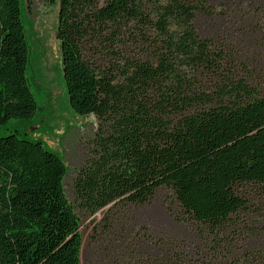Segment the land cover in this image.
I'll return each mask as SVG.
<instances>
[{
    "label": "trees",
    "instance_id": "obj_1",
    "mask_svg": "<svg viewBox=\"0 0 264 264\" xmlns=\"http://www.w3.org/2000/svg\"><path fill=\"white\" fill-rule=\"evenodd\" d=\"M25 1L30 13L35 0ZM45 1H59L71 107L99 123L96 154L74 179L80 210L146 203L168 186L200 236L222 240L248 207L237 186L264 190V71L255 74L249 54L194 24L198 13L223 10L209 0ZM127 28L150 35L151 47H116ZM29 54L22 0H0V126L28 121L22 135L0 137V264H82L68 165L26 132L38 119Z\"/></svg>",
    "mask_w": 264,
    "mask_h": 264
},
{
    "label": "rangeland",
    "instance_id": "obj_2",
    "mask_svg": "<svg viewBox=\"0 0 264 264\" xmlns=\"http://www.w3.org/2000/svg\"><path fill=\"white\" fill-rule=\"evenodd\" d=\"M209 3L223 13H198L194 18L198 33L228 38L249 54L255 74L264 71V52H259L264 42V0ZM58 11L59 1L35 0L29 13L22 0L30 48L26 77L38 105V119L30 121L26 132L42 139L68 165L65 187L82 217V264H264V190L255 184L237 186L248 207L233 217L222 240L200 236L168 186L158 187L146 203L108 206L92 215L80 210L74 179L96 154L93 138L99 123L94 114L80 115L71 107L56 36ZM149 36L127 28L116 47L123 52H145L154 41ZM27 125L28 121L11 118L0 126V137L22 135Z\"/></svg>",
    "mask_w": 264,
    "mask_h": 264
},
{
    "label": "water",
    "instance_id": "obj_3",
    "mask_svg": "<svg viewBox=\"0 0 264 264\" xmlns=\"http://www.w3.org/2000/svg\"><path fill=\"white\" fill-rule=\"evenodd\" d=\"M31 129H33V128H31Z\"/></svg>",
    "mask_w": 264,
    "mask_h": 264
}]
</instances>
